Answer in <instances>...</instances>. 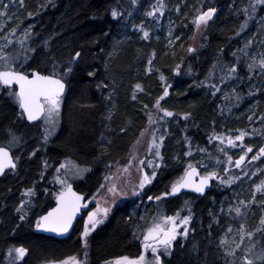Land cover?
<instances>
[{"label": "trees", "instance_id": "trees-1", "mask_svg": "<svg viewBox=\"0 0 264 264\" xmlns=\"http://www.w3.org/2000/svg\"><path fill=\"white\" fill-rule=\"evenodd\" d=\"M253 2L164 0V15L153 19L146 17L145 12L151 9L156 0H138L136 5L131 0H24L23 7L20 0H0V12L5 13L0 16V44L5 43L4 37L14 38V47L9 46L8 51H17L23 33L30 31L32 35L25 42V47L35 48L36 51L30 53L32 59L29 61V69L50 70L52 57L65 66L71 54L82 52L81 59L74 65V71L66 81L59 128L48 143L41 142L36 134L31 133L34 126L19 118L18 106L3 91L0 92V145L8 139L7 133L11 129L21 137L19 149L26 157L20 160L15 170L0 177V264H7L6 256L11 247L23 246L29 250L24 260L16 261L15 264H40L74 255L79 248L82 221L77 222L70 236L63 240L38 234L30 227L32 219L46 211L52 201L42 197L39 186L48 185L51 165L62 159H69L80 166H94L82 179L73 183L79 191H83V188L93 190L103 183L101 179L107 172L108 163L122 157L132 141L147 126V114L154 112L147 108L163 95L165 82L160 80L161 74L166 78V83L171 85L169 96L161 101V107L175 115L165 117L155 127L160 128L157 130L158 135L166 134L161 150L164 165L158 170L150 193L157 195L168 190L171 183L183 174L187 163L195 164L202 159L207 162L206 156L195 151L197 147L206 148L208 152L225 159L216 152L219 142L209 143V137L214 133L227 136L229 133L238 134L237 130H247L251 136L253 129L257 130L256 133L264 130V74L258 70L249 73L246 68L251 57L258 59L260 53H264V5H257V14L249 21V27L239 36L236 35L245 20L242 9ZM4 5H7L6 9ZM177 6L179 12L176 11ZM207 7H215L217 13L206 29L197 30L193 24L197 10L206 11ZM113 8L121 11L123 18L113 19ZM166 19L173 23V35L181 37L170 46L165 44L163 38ZM141 21H144L145 29L150 32L147 40L142 39V33L133 27V24L139 25ZM154 24L156 31L161 27V38L155 37L151 29ZM13 28L16 29L15 33L11 31ZM197 31H201V44L195 53H189L187 49L191 47ZM249 39H253L254 43L246 49L248 55L245 56L239 50ZM153 52V71L149 73L148 59ZM234 52L235 57L232 55ZM177 64L181 66L179 74L174 71ZM214 64L217 67L213 68ZM233 64L241 78H226L221 82L227 66ZM88 71H95L96 75L89 77ZM137 83L143 91H137L136 99L133 100V90ZM211 84L220 89L215 95L209 86ZM232 89L241 97L239 101L234 95L225 100V96L231 95ZM144 105L148 107L145 109ZM186 112L191 113L187 121L182 115ZM249 116L252 117L251 121ZM185 137L192 142L191 158L184 155L188 150ZM36 143L38 146L35 148H44V155L36 152L29 160ZM262 144L264 141H253L249 137H245L243 142L244 147H252L254 150L264 146ZM226 146L228 155L236 158L242 154L240 147L229 149ZM45 160L49 164L47 169L42 166ZM246 165L245 168H255L250 170L252 172L257 169L260 171L255 172L254 176L249 175L248 182L241 178L224 190H214L213 187L196 205V216L202 218L203 225H206L201 230L207 233L210 231L211 235L206 234L204 239L216 241L217 233L227 227L225 224H229L223 213L219 217L220 223L217 226L213 224L209 229L212 218L205 212L209 210L212 217L218 216V206L210 204L211 201L225 200L223 203L236 205L239 200H251L248 188H245V194H239L237 198V190L241 189L237 186L251 185L257 175H263L264 169L257 163ZM42 169L43 178L35 186L38 192L31 197L33 205H28L30 214L21 221L19 217L24 213L15 210L20 185H28L29 181L38 178ZM220 170L223 174V169ZM201 173L204 174L203 171ZM232 174L238 175L239 171L232 169ZM184 198L192 200L190 197ZM134 201L124 202L114 208L106 221L88 237V253L94 264L137 251L132 239L133 219L129 222V217H134L136 212L137 204ZM166 202L173 203V200ZM3 206L7 208L3 210ZM256 206L254 204L248 211L245 222L251 224L257 220L259 213ZM230 223L232 226L238 225L232 217ZM198 240L195 234L183 247L176 246L170 264H194L192 256L198 257V264H218L216 259L214 261V250L209 248L214 254L211 261V254H207V257L205 255L209 249H198ZM198 251L200 253L197 255Z\"/></svg>", "mask_w": 264, "mask_h": 264}, {"label": "snow or ice", "instance_id": "snow-or-ice-1", "mask_svg": "<svg viewBox=\"0 0 264 264\" xmlns=\"http://www.w3.org/2000/svg\"><path fill=\"white\" fill-rule=\"evenodd\" d=\"M24 0H20V5L23 7ZM133 5L138 3V0H131ZM257 5H264V0H254L248 6H245L242 11L245 16V20L240 24L239 30L236 35L244 32L249 27V21L253 20L257 14ZM7 8V5H4ZM166 5L164 0H156V3L151 6L149 11L145 12L146 17L153 19H159L164 15ZM179 6L176 11L179 12ZM217 9L215 7H207V10L198 9L197 14L194 17L193 24L197 30L201 28L206 29L209 22L213 20ZM239 14V13H237ZM5 13L0 12V16ZM31 15V13H29ZM132 15L131 12L128 13ZM111 16L113 19L123 18V13L117 8L111 10ZM2 27V26H0ZM139 32L142 33V39L147 40L150 36V32L145 29L144 21H141L139 25L133 24ZM12 33H15L16 29L13 28ZM31 32L25 31L23 33V39L18 41L20 49L17 51H8L9 46H13V41L4 37L5 43L0 44V91L6 93V97L12 101L13 104L20 109L18 113L19 118L26 117L29 122L43 120L44 131L42 134L43 142L47 143L50 135L54 134L56 126L59 121L60 107L63 100V95L66 88L67 78L73 73L74 65L79 62L82 57L81 51H75L71 54L67 65L62 66L51 58V69H29V61L32 59L30 53L36 51L35 48H26L25 42L31 38ZM169 44L174 43L181 39L180 36L173 37L172 30H169ZM47 45V41L44 42ZM254 43L253 39H249L242 49L245 56L248 55L246 49H248ZM264 43V42H262ZM189 53H195L197 49L195 47H189L187 49ZM235 57L236 53H232ZM155 57V52L148 59L147 72L151 73ZM239 62V57H237ZM180 65L177 64L174 71L179 74ZM217 65H213V68ZM246 68L249 73L258 70L260 74H264V53H260L259 58L253 56L250 58V62L246 64ZM45 71L48 74H44ZM157 71H159L157 69ZM87 75L93 77L96 75L95 71H88ZM239 77L236 65L227 66L225 76L221 77V82H224L226 78ZM206 79H208L206 77ZM160 80L165 82L163 88V95L160 96L155 102V109L157 114L154 117L152 113H148L149 127L152 128L150 139L146 149V155L144 159L137 160L136 156L129 158L128 162L123 166L122 171L124 173H130L132 164L136 161L137 172L139 174L138 180L133 183L130 180L123 181L124 187H121L117 183H111V177L105 176L104 180L109 182L111 186L106 183H101L97 192L101 189H106L105 192V205L102 206L96 195L93 194L91 200L95 202V207L87 212V216L83 221V231L80 233V237L83 241V258L77 256H69L61 261L47 262V264H87V247L88 237L97 228V226L104 223L108 218L112 207L116 205L117 201L129 196L137 199H142L146 196L148 202H155L158 206L162 204L167 198L175 197L182 193V190L188 189L199 195H204L206 189L210 188L213 181H218L219 185L231 186L237 181L241 180L240 175L232 174V169H240L243 172V168L251 161L259 160L264 157V146L259 147L258 151L251 156V161L247 160L250 153H253L252 147H244L243 142L246 136L250 133L247 130H237L238 134L235 135H221L214 133L209 137V143L212 141H218L216 145V152L222 154L225 159H221L220 155L208 152L206 148L197 147L196 152L207 157L205 160L197 161L195 164L187 163L184 167L183 174L180 175L175 181H173L168 190L160 193L159 195H147L146 187L153 183V180L158 174V170L164 165V156L162 155V148L165 140V135L156 134V129L153 127L160 121H164L165 117H174L172 111L161 107V101L169 96V89L171 85L166 83V78L163 74L160 75ZM203 83V82H201ZM215 95L220 89L215 84L209 85ZM107 87V85H105ZM143 91L142 86L137 83L134 86L132 99H136V92ZM259 91V89H257ZM251 94V93H249ZM234 95L235 99L239 101L241 97L236 94V90L232 89L231 95L225 96V100L231 99ZM110 98V97H109ZM148 106L144 105L146 109ZM231 109L229 108V111ZM163 113V115H159ZM183 119L189 120L191 113H183ZM110 119V117H109ZM248 119L251 121L252 117ZM264 122V118H262ZM124 131V129H121ZM147 131V129H145ZM257 130L253 129L255 133ZM8 139L0 145V175L6 174V170H15L17 163L20 160L19 156H13L11 149L20 146L21 137H18L11 129L8 130ZM144 132L141 133V136ZM185 142L188 144V150L184 153L186 158H191L193 155V148L191 146V140L185 137ZM239 142V143H238ZM139 143V140L137 141ZM230 148L240 147L242 155L238 159L233 160V157L228 155V150L224 145ZM34 150L30 153L31 156L36 155ZM178 159V157H176ZM44 168L47 169L49 164L47 160L43 162ZM222 168L223 174L216 169ZM150 169L151 171H145ZM212 169V170H210ZM90 171L88 168H81L74 164L70 160H65L56 168L57 175L54 176V181L60 185V190L55 193L56 206L47 210L43 215H39L35 221V228L38 230L54 232L59 235H63L69 232L73 227V221L76 220L77 214L81 213L83 209L89 207L87 195L80 194L73 190L70 180L76 177H81L83 173ZM203 171V175H201ZM257 171H260L259 169ZM264 174V173H262ZM245 177L248 176L247 172H243ZM252 175H256L255 172ZM43 178V173H41ZM47 191V189H45ZM258 194L264 197V179L260 183L255 184L254 190L251 192V200H239L236 205H229L227 213L232 217L233 221H236L238 226L234 229L232 224L229 223L225 228L223 234L218 238L215 243L216 255L220 261V264H264V215L260 217L258 226L252 230H249L243 221L248 211L254 204L258 203L261 209H264V199L257 200ZM35 196V188H27L22 193V197L31 198ZM110 201V203H109ZM190 201H184V207L177 211L174 215H167L164 211L159 210L157 214L147 223V226L140 230L139 236L136 231H133V236L136 239H140L142 245V251L135 258L128 256H121L111 261H106L105 264H163L162 257L171 254L175 243L178 242V238H187L190 232L189 224L193 220L192 209L189 206ZM30 204L28 201L21 199L20 205L15 209L17 213H24V209ZM140 207V205H137ZM187 211L188 215H181L183 211ZM221 212H224V208L221 207ZM211 215V213H210ZM26 214H21L19 219L25 220ZM129 217V222L131 221ZM144 219L143 216L140 217ZM213 223L219 224L218 217H213ZM212 225L209 224L211 230ZM210 234V233H209ZM211 243V241H210ZM195 247V246H194ZM28 249L20 247L9 248L8 254L13 257L12 264L16 261H23L28 253ZM13 253L15 254L13 256ZM150 253L151 259L148 258ZM207 252L205 255L207 256Z\"/></svg>", "mask_w": 264, "mask_h": 264}, {"label": "rangeland", "instance_id": "rangeland-1", "mask_svg": "<svg viewBox=\"0 0 264 264\" xmlns=\"http://www.w3.org/2000/svg\"><path fill=\"white\" fill-rule=\"evenodd\" d=\"M151 29H153V32L155 33V37H158V38H161V27H159V31H156V25L154 24L153 25V27L151 28ZM172 30V34H173V23H172V21L170 20V19H166L165 20V22H164V29H163V31H164V35H163V38H164V41H165V44L166 45H168V46H170V45H172V44H169V36H168V33H169V30ZM173 37H175L174 35H173ZM13 39L14 38H11V40L13 41ZM201 40H202V38H201V31H197L196 32V34H195V36H194V38L192 39V41H191V47H195V48H197V47H199L200 46V44H201ZM0 92H2V91H0ZM5 95H6V93H4ZM63 101V100H62ZM155 102L156 101H154L153 103H151V107L149 106L147 109H153L154 110V112L152 113L153 114V116L155 117L156 116V112H157V110L155 109V107H154V105H155ZM61 107H62V103H61ZM61 107H60V113H59V121H58V124H57V126H56V129H55V132H54V134H52V135H50V137H49V140H48V142H50L51 141V139L54 137V135L56 134V132H57V130H58V128H59V125H60V121H61ZM149 113H151V112H149ZM159 114H161V115H163L162 113H159ZM148 121V120H147ZM162 122V121H161ZM159 124V123H158ZM154 128L156 127V125H154L153 126ZM145 129H147V131H145ZM156 129V134H157V130H159L160 128H155ZM143 131H141V133L142 132H144V135L143 136H141V133L139 134V136L137 137V138H135L133 141H132V143L130 144V146L128 147V149L125 151V153H124V155L122 156V157H119L117 160H115L114 162H109L108 163V165L107 166H109L108 167V169H107V172H105L106 174L102 177V179H101V182L102 181H104L103 183H106V184H108V186H111V184L109 183V182H106L105 180H104V177L107 175V176H109V177H111L112 179H111V183H117V184H119L121 187H124V184L122 183L123 181H126V180H130V181H132L133 183H135L137 180H138V178H139V174H138V172H137V166H136V161H134L133 162V164H132V168H131V172L130 173H124L123 171H122V168H123V166L128 162V160H129V158L130 157H132V156H136L137 157V160H139V159H144L145 158V155H146V149H147V145H148V142H149V139H150V135H151V132H152V128H150L149 127V122H147V126H145L143 129H142ZM43 131H44V122H43V120H41L39 123H37L36 125H34V129L33 130H31V133L32 134H36L38 137H39V139H40V141L41 142H43V138H42V134H43ZM259 133V132H258ZM258 133H253L252 131H251V136H246V138H248L249 137V139L250 140H253V141H264V130H262L259 134ZM229 135H230V133H229ZM157 136H159L158 134H157ZM28 138H29V135H28ZM28 140V139H27ZM139 140V143H137V141ZM7 140H5V142H6ZM22 141H23V139H22ZM33 141V140H32ZM47 142V143H48ZM262 145H264V144H262ZM29 146V145H28ZM27 146V147H28ZM36 146H38V143H36V144H34V146H33V149H32V152L34 151V150H37L38 149V151H36L37 153H42L43 154V152H44V148H39V147H37V148H35ZM261 146V145H260ZM19 147L20 146H18L17 148H13V149H11V151H12V154H13V156H19L20 157V160H25L26 159V157H24L23 156V152H22V150L21 149H19ZM227 147V146H226ZM229 149H230V147H228ZM259 148V147H258ZM257 148V149H258ZM228 150V149H227ZM31 152V153H32ZM44 155V154H43ZM42 155V160H44L43 158H44V156ZM39 156H41V155H39ZM238 157V156H237ZM234 158L233 157V160H235V159H238V158ZM33 158V156H31L30 157V155H29V157H28V159L29 160H31ZM20 160L18 161V163H17V165L19 164V162H20ZM65 160L66 159H62L59 163H57V164H52L51 165V170H50V173H49V182H48V185H40L39 186V189H40V191H41V194H42V197H47V198H49V199H53L54 197H55V193H57L59 190H60V185L58 184V183H56L55 181H54V176L55 175H57V173H56V168H58L59 167V165L61 164V163H64L65 162ZM67 160H69V159H67ZM259 161H262V162H259ZM73 162V161H72ZM74 164H76V165H78L77 163H75V162H73ZM257 164H261V167H263V169H264V157H262V158H260L259 160H257V162H256ZM253 164V163H252ZM42 166H44V164L42 165ZM79 167H81V168H88V169H90V171L91 170H93V168H94V166L92 165H90V166H80V165H78ZM106 166V165H105ZM248 165H246L245 167H247ZM243 168V172H247L248 173V176L247 177H245L244 175H243V172L239 169V174L238 175H240L241 176V178H243L244 179V181L245 182H248V177H249V175L251 176L252 175V171L253 170H255V168ZM210 170H212V169H210ZM217 171H221L220 170V168L219 169H216ZM250 170H252V171H250ZM258 170V169H257ZM257 170L255 171V172H257ZM16 171H18V170H16ZM90 171H88V172H90ZM145 171H151L150 169H145ZM88 172H85V173H83V175L81 176V177H76V178H73V179H71L70 180V183L71 182H76V181H79L80 179H82L83 178V176L86 174V173H88ZM41 173H44V169H42L41 170ZM41 173H40V175H39V177L38 178H36L35 180H33V181H29V184L28 185H20L21 187H20V191H19V195H17V198H18V200H17V202L15 203V208H17L19 205H20V201H21V199H24V200H26V201H28L29 199H30V201H31V198H28V197H22V193L25 191V189H27V188H31V187H34L35 188V196H36V194H37V192H38V190L36 189V185L38 184V181L39 180H41ZM22 174H24V173H22ZM156 178V177H155ZM262 179H264V174L263 175H257L256 176V181L254 182V183H252L251 185H249V186H237L238 188H241V189H239V190H237V193H236V197L238 198V196H239V194H245V188H248L249 189V196H250V198H251V192L254 190V186H255V184H258V183H260V181L262 180ZM155 180V179H154ZM154 180H153V182H154ZM237 183V182H236ZM216 184L218 185L219 183H218V181L216 182ZM215 184V185H216ZM152 185V184H151ZM151 185H148L147 187H146V189L147 188H149ZM100 187V185H97L95 188H94V194L96 195V197H97V199L100 201V203H101V205L102 206H106L105 205V203H104V201H105V192H106V189H101L100 190V192H97V189ZM225 187H228V186H225ZM45 189H47V191H45ZM34 197V196H33ZM237 198H236V200H237ZM136 198L135 197H131V196H129L128 198H123V199H120V200H118L117 201V203H116V205H114L113 207H112V211L114 210V208H116L118 205H121V204H123L124 202H129V203H131V201H134ZM260 199H264V197H262V196H260L259 194H258V198H257V200L259 201ZM223 202H225V200H221L220 202H213V201H211L210 202V204H212V205H214V206H218L217 208H218V215L220 216V214H225L226 215V221H227V223H230V221H231V216L230 215H228V213H227V208H228V206H229V203H223ZM34 204H35V202H33ZM109 203H110V201H109ZM30 204H31V202H30ZM29 204V206H32L33 204H31L30 205ZM137 205H140V207H137V206H135L136 207V212H135V214H134V217H132V219H133V221H132V223H133V229H132V239H134V240H139L140 241V239H142V237H140V239H136V238H134V236H133V231L135 230L136 231V233H137V236H139V232H140V230H142V229H144L146 226H147V223L152 219V217L154 216V215H156L157 214V211H158V208H159V206L155 203V202H147L146 200H145V198H142L141 200H140V203L139 204H137ZM257 205H258V203H257ZM190 207H191V205H189ZM95 207V206H94ZM184 207V205L183 204H181L180 205V207H179V210L178 211H180L182 208ZM221 207H223L224 208V212H221ZM7 207L6 206H3V210L4 209H6ZM93 209V208H92ZM191 209H193L192 207H191ZM255 209H257V212L259 213V215H258V217H257V220L256 221H254L253 223H251V224H249V223H247V222H245V219L243 220V221H240V223H244L245 225H246V227L249 229V230H252V229H254L255 227H257L258 226V223H259V220H260V217L262 216V215H264V210H262L260 207H258V206H256L255 207ZM159 210H161L160 208H159ZM111 211V212H112ZM162 211H164V210H162ZM110 212V213H111ZM165 212V211H164ZM206 214H208L212 219H210V223L209 224H211V225H213V224H215V223H213V217H212V214L210 215V211L208 210L207 212H205ZM24 214H26V216H28L30 213H29V210H28V206L24 209ZM175 213H173V214H167V215H174ZM192 214H193V216L195 215L196 216V213L192 210ZM181 215H188V212L185 210V211H183L182 213H181ZM86 216H87V214H86ZM86 216L83 218V221H84V219L86 218ZM141 216H143L144 217V219L143 220H141L140 219V217ZM216 217H218V216H216ZM250 217V216H249ZM219 218V217H218ZM36 219H37V217L35 216L33 219H32V225L30 226V227H32L33 228V230L35 231V221H36ZM202 218H199V217H195V221H197L198 222V224H202ZM106 221V220H105ZM236 222V221H235ZM27 224V223H26ZM236 224V223H235ZM225 225H228V224H225ZM27 226V225H26ZM100 226V225H99ZM99 226H97V228L95 229V230H97L98 229V227ZM238 226V225H237ZM237 226H234V224H233V228L235 229ZM94 230V231H95ZM193 228H191L190 229V232H189V234L190 233H193ZM224 230H225V228H224ZM224 230L222 231V232H218L217 233V235H216V241L215 242H217L218 241V238L223 234V232H224ZM83 231V222H82V224H81V227H80V231H79V234L81 233ZM93 231V232H94ZM188 241V237L187 238H183V237H181V238H178V244L179 245H177V243H175V245H174V248H173V250H172V252H171V254L170 255H168L169 257H172L173 256V254H174V252H175V248H176V246H179V247H183L185 244H186V242ZM83 241H82V239H81V237H80V243H79V248L77 249V251L75 252V253H73L74 255L73 256H77V257H80V258H83V253H84V248H83ZM12 248V247H11ZM9 250V249H8ZM89 251H88V247H87V253H88ZM15 254L13 253V256H14ZM7 257V264H11L12 262H13V257H10L9 256V254H8V256H6ZM63 259H65V258H63ZM63 259H60L59 261H61V260H63ZM47 262H52V261H47ZM47 262H41L40 264H47ZM58 262V261H57ZM87 264H94L93 263V261L91 260V258H90V254L88 253V256H87ZM99 264H105V262H103V263H99Z\"/></svg>", "mask_w": 264, "mask_h": 264}, {"label": "flooded vegetation", "instance_id": "flooded-vegetation-1", "mask_svg": "<svg viewBox=\"0 0 264 264\" xmlns=\"http://www.w3.org/2000/svg\"><path fill=\"white\" fill-rule=\"evenodd\" d=\"M19 109V108H18ZM19 111H20V109H19ZM38 123H39V121H38ZM29 125V124H28ZM35 124H33V125H31V126H34ZM259 149V148H258ZM258 149L257 150H254L253 149V153H250L249 155H248V157H247V160L248 161H251V156L252 155H254L257 151H258ZM243 154V153H242ZM242 154H239V156L240 155H242ZM238 156V157H239ZM262 158V157H261ZM257 162V160H255V161H251L250 163H248V164H255ZM234 170H238L239 171V169H235V168H233ZM201 175H202V173H201ZM217 182V181H216ZM74 182H71V184H72V186H73V188L76 190V191H78V192H80V193H83L84 195H87V197H88V199L89 200H91V197H92V195L94 194V189L93 190H86L87 188H83V191H79L76 187L77 186H74V184H73ZM154 183V182H153ZM152 183V184H153ZM216 183H214V182H212V184H211V186H210V190L213 188L214 190H216V189H220V190H224L225 189V186H223V185H215ZM150 188H151V186L149 187V188H147L146 189V193H147V195H153V196H155V194L154 193H150ZM209 190V191H210ZM161 193V192H160ZM159 193V194H160ZM159 194H157V195H159ZM208 193H206L203 197H197V196H195V195H193V194H189V193H184V194H180V195H177V196H175V197H173V198H167L162 204H160L159 205V208L161 209V210H164L165 211V213L166 214H173V213H176L178 210H179V207H180V205L181 204H183L184 205V201L185 200H187V199H185L184 197L186 196V197H190L192 200H190V205H191V207L193 208L192 210L196 213L197 211H196V205L198 204V202H199V200H201V199H203V198H205V196L207 195ZM143 198H145V200L147 201V198H146V196H144ZM54 199V198H53ZM53 199H52V201H51V204H50V206H49V208L51 207V206H53ZM140 200L141 199H135V203L136 204H139L140 203ZM169 201V200H173V203H169L170 204V207H168L167 206V202L166 201ZM148 202V201H147ZM94 206H95V202L94 203H92V204H90V206H89V208L82 214V217L77 221V222H83V218L86 216V214H87V212L88 211H90V210H92V208H94ZM218 215V214H217ZM195 215L193 216V220L190 222V224H189V228L191 229V228H193L194 230H193V233H190L189 235H188V239H190L192 236H194L195 234H197V236H198V238H199V240L196 242V245H197V247H198V249L199 248H203V249H213L214 250V254H216V249H215V241H211V243H210V240H206V239H204L203 237L205 236L206 237V234H208L209 235V233H210V231H209V233H207L206 231H203V230H201L202 228H205L206 227V225H203V220H202V224H198V222L197 221H195ZM218 217H220L219 215H218ZM77 222H76V224H77ZM81 222V223H82ZM75 224V225H76ZM214 226H217L216 224L214 225ZM100 227V226H99ZM224 229V228H223ZM223 229H221L220 231H219V233L220 232H222L223 231ZM73 231V230H72ZM71 234V233H70ZM70 236V235H69ZM68 236V237H69ZM209 236H211V235H209ZM67 237V238H68ZM66 239V238H65ZM133 241H134V243H135V245H136V247H137V251L136 252H134V253H132V254H126V255H123V256H128V257H130V258H135V257H137L139 254H140V252L142 251V245L140 244V241L139 240H134L133 239ZM179 242H177V245H179L178 244ZM210 249H209V253L208 254H211L210 255V260L212 261L213 260V255L214 254H212L211 253V251H210ZM200 252L198 251V253H197V255L199 254ZM121 257V256H120ZM207 257V256H206ZM118 258V257H117ZM148 258L149 259H151V255H150V253L148 254ZM114 259H116V258H111V259H107V260H105V261H102L101 263H103V262H106V261H111V260H114ZM172 259V257H169V256H165V257H162V260H163V264H170V260ZM197 259H198V257L197 256H192L191 257V261H192V263H194V264H198L197 263ZM215 259H216V261L218 262V264H220V261H219V259H218V257H217V255H216V257L214 258V261H215Z\"/></svg>", "mask_w": 264, "mask_h": 264}, {"label": "water", "instance_id": "water-1", "mask_svg": "<svg viewBox=\"0 0 264 264\" xmlns=\"http://www.w3.org/2000/svg\"><path fill=\"white\" fill-rule=\"evenodd\" d=\"M65 91H66V88H65ZM64 94H65V92H64ZM24 121L27 122V124H29V125H33V124H36V123L38 122V121L29 122V121L27 120L26 117H24ZM9 171H10V170H6V173L9 172ZM4 175H5V174H4ZM4 175H0V177H2V176H4ZM72 187H73V186H72ZM73 190L76 191L74 188H73ZM209 190H210V188L206 189L205 194H206ZM76 192H78V191H76ZM78 193H80V192H78ZM184 193L193 194V195H195V196H197V197H203V196L205 195V194H204V195H199V194L194 193V192H192L191 190H188V189L182 190V193H181V194H184ZM80 194H83V193H80ZM179 195H180V194H179ZM169 198H173V197H169ZM53 203H54L53 206H51L50 208H53V207L56 206L55 198L53 199ZM88 203H89V205H90V204H92V203H94V202H93L92 200H89V199H88ZM50 208H48L47 210H49ZM47 210H46V211H47ZM46 211H44V212H43L42 214H40V215H43ZM85 211H86V209H83V210L81 211V213H78V214H77V218H76V220L73 221V227H72V228L69 230V232L66 233V234L59 235V234H56V233H54V232L38 230V229H36V228H35V231H36V233L41 234V235H44V236H46V237H52V238H55V239H58V240H63V239L67 238V237L70 235V233L72 232V230H73V228H74L76 222L82 217V213H84Z\"/></svg>", "mask_w": 264, "mask_h": 264}, {"label": "bare ground", "instance_id": "bare-ground-1", "mask_svg": "<svg viewBox=\"0 0 264 264\" xmlns=\"http://www.w3.org/2000/svg\"><path fill=\"white\" fill-rule=\"evenodd\" d=\"M89 206H90V205H89ZM88 208H89V207H88ZM88 208H87V209H88ZM87 209H86V210H87ZM82 214H83V213H82Z\"/></svg>", "mask_w": 264, "mask_h": 264}]
</instances>
